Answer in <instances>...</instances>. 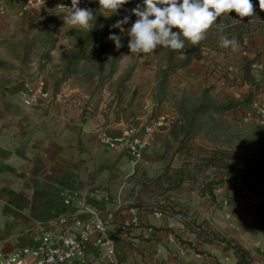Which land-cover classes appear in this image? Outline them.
<instances>
[{
  "label": "rangeland",
  "instance_id": "1",
  "mask_svg": "<svg viewBox=\"0 0 264 264\" xmlns=\"http://www.w3.org/2000/svg\"><path fill=\"white\" fill-rule=\"evenodd\" d=\"M138 5L143 1L126 3L105 18L97 2L86 30L65 23L67 15L50 7L21 15L18 5L0 4L5 108L39 124L61 96L69 101L59 103L54 125L45 128L58 133L71 119L79 130L102 117L109 125L123 124L125 133L113 137L169 116L139 162L104 146L99 132L106 129L91 136L135 167L133 198L121 203L122 211L135 209L152 218L139 227H145L136 238L140 242L122 238L118 256L136 264H264L250 249L264 252V118L254 108L264 101V78L253 68L264 57V42L256 41L264 11L253 3L255 15L241 18L240 27L230 26L227 37L237 41L235 50L222 47L210 28L199 45L185 42L183 57L163 47L134 55L128 30L138 19L131 11ZM125 16L124 32L112 27ZM112 34L121 37V48L108 39ZM40 89L47 97L26 105L27 91ZM236 104L228 112L216 111ZM79 134L74 130L73 136Z\"/></svg>",
  "mask_w": 264,
  "mask_h": 264
},
{
  "label": "crops",
  "instance_id": "2",
  "mask_svg": "<svg viewBox=\"0 0 264 264\" xmlns=\"http://www.w3.org/2000/svg\"><path fill=\"white\" fill-rule=\"evenodd\" d=\"M263 32L256 39L261 44ZM65 100L69 101L58 97L48 116H40L39 124L32 125L21 114L9 113L5 108L7 100L0 97V252L10 253L32 245L40 231L58 232L62 218L79 216L109 221L107 232L115 238L119 250L123 237L140 242L136 238L145 227H139L152 221L149 215L139 212L140 224L123 231L124 222L131 215L122 211L121 203L133 198L135 167L120 160L121 154L106 152L92 141L91 136L100 128L110 135L124 134L123 124L109 125L100 117L89 119L79 130L73 127L71 119L58 133L55 128H45L54 125L59 116L57 106ZM74 130L82 134L75 137ZM65 195L74 197L71 205L65 204ZM80 201L95 215L84 211L78 205ZM95 241L93 238L92 244ZM250 249L256 260H264V252L253 246ZM99 256V250L91 245L89 260L100 264ZM119 257L126 264H136L132 257Z\"/></svg>",
  "mask_w": 264,
  "mask_h": 264
},
{
  "label": "built area",
  "instance_id": "3",
  "mask_svg": "<svg viewBox=\"0 0 264 264\" xmlns=\"http://www.w3.org/2000/svg\"><path fill=\"white\" fill-rule=\"evenodd\" d=\"M5 1L18 5L21 8V15L47 7L67 15L69 10L60 5L71 6V0H44V4L43 0H2L0 4ZM97 2L98 0H81L78 6L94 10ZM3 7H1L2 11L5 8ZM226 15L218 17L216 24L211 29L219 28ZM261 30L264 31V27ZM262 53L263 56L264 50ZM253 68L264 78V57L261 61L254 63ZM38 97H47V94L42 89L37 90V92L27 91V96L24 99L25 104L28 106L34 105ZM254 108L264 118V101L255 103ZM169 119V116L160 115L142 130L130 131L127 136L113 137L105 131H100L99 140L110 150L126 153L134 162H139L149 147L151 136L158 128L166 125ZM86 196L84 195V197ZM96 198H99V196H96ZM73 202V196L65 195V204L71 205ZM78 205L83 207L84 211L95 215L94 212L85 207L84 201H80ZM130 215V219L123 225L124 232L136 226L138 222L137 210L131 209ZM108 225L109 221L100 217L87 220L80 216L74 219L62 218L60 220L61 228L58 232L40 231L32 245L10 253L0 252V264H8L10 260L13 261V264H93L89 260L91 245L100 252V264H126L121 261L117 254L116 240L107 232ZM93 238H96V241L92 244Z\"/></svg>",
  "mask_w": 264,
  "mask_h": 264
},
{
  "label": "clouds",
  "instance_id": "4",
  "mask_svg": "<svg viewBox=\"0 0 264 264\" xmlns=\"http://www.w3.org/2000/svg\"><path fill=\"white\" fill-rule=\"evenodd\" d=\"M80 2L81 0H71L70 7L60 5L69 10L64 17L65 23L74 28L91 29V22L95 18L93 10L79 7ZM128 2L129 0H98L99 9L105 18L117 14ZM258 2L260 9L264 11V0ZM131 11L138 17L128 30L130 39L127 46L131 54H148L163 47L177 50L181 57L185 56L180 51L185 49V42L192 46L199 45L206 38L208 30L216 24L218 17L229 15L233 11L240 18L255 15L252 0H143V7L138 5ZM128 21L129 17L125 16L112 27L124 32L123 25ZM173 28L179 31L174 32ZM108 39L114 42L117 49L123 46L118 35H109ZM220 41L222 47H231L233 50L238 47L234 38L221 36ZM8 264H13V261L10 260Z\"/></svg>",
  "mask_w": 264,
  "mask_h": 264
},
{
  "label": "trees",
  "instance_id": "5",
  "mask_svg": "<svg viewBox=\"0 0 264 264\" xmlns=\"http://www.w3.org/2000/svg\"><path fill=\"white\" fill-rule=\"evenodd\" d=\"M0 1H2V0H0ZM136 1L137 0H129V2L127 3V6H129V4H134ZM252 3H259V2H258V0H252ZM242 24H244V22H242L241 18L233 11V12L229 13V15H226V18L221 22V26L219 28L211 29V30L218 32V34H217L218 37H221V36H226L227 37V36L230 35V30H228L230 28V26H232V25H233L232 27L239 26V25L242 26ZM261 27H264V25L261 26ZM242 39H244V38H242ZM239 106H240L239 104L229 105L225 109H222V110L221 109L220 110L216 109V111L228 112L231 109L237 108Z\"/></svg>",
  "mask_w": 264,
  "mask_h": 264
}]
</instances>
